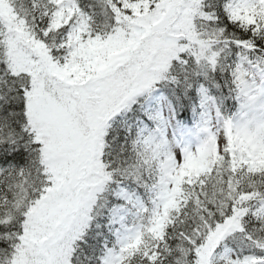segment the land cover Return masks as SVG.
I'll return each mask as SVG.
<instances>
[{
	"label": "snow or ice",
	"instance_id": "obj_1",
	"mask_svg": "<svg viewBox=\"0 0 264 264\" xmlns=\"http://www.w3.org/2000/svg\"><path fill=\"white\" fill-rule=\"evenodd\" d=\"M0 264H264V0H0Z\"/></svg>",
	"mask_w": 264,
	"mask_h": 264
}]
</instances>
